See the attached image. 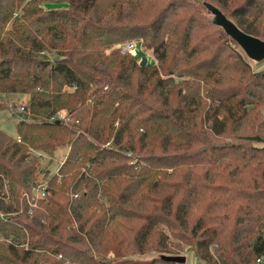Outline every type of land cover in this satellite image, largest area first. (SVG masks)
<instances>
[{"label": "trees", "instance_id": "1", "mask_svg": "<svg viewBox=\"0 0 264 264\" xmlns=\"http://www.w3.org/2000/svg\"><path fill=\"white\" fill-rule=\"evenodd\" d=\"M198 8L0 0V96L29 97L16 138L0 131V264H172L160 256L183 247L205 264L264 255V69ZM231 16L264 41V0ZM133 39L153 64L121 53ZM59 148L35 198L41 154ZM147 249L157 256L137 258Z\"/></svg>", "mask_w": 264, "mask_h": 264}, {"label": "rangeland", "instance_id": "2", "mask_svg": "<svg viewBox=\"0 0 264 264\" xmlns=\"http://www.w3.org/2000/svg\"><path fill=\"white\" fill-rule=\"evenodd\" d=\"M199 3L198 11H199V18L202 20L203 18H207L209 20H212V16L210 14H205L203 11H201V5L200 3L203 2H208V4H213L215 7L217 6L222 10L224 14L230 20L236 24L237 19L231 16V12L235 10L236 8L241 6V3L243 0H228V5L226 7H221L220 4L217 3L216 0H197ZM189 6L191 5V8L194 10V4L191 3L190 1H187ZM51 3V2H49ZM66 5L61 4V5H52V4H47L46 5V10H52V9H65ZM195 12V10H194ZM193 12V13H194ZM195 16H198L196 13L194 14ZM204 21V20H203ZM210 34H212L210 32ZM220 35V34H219ZM225 35V34H224ZM214 41V38H213ZM129 43H132L135 47L131 51V55L138 60V65L139 61L141 58L146 57L147 58V64H153L155 61V55H152L150 51L143 52L141 50L140 45L135 41L134 39L130 41ZM229 43L232 44V41ZM215 47V44H214ZM213 47V51L215 53L216 50ZM234 47V46H233ZM235 49L239 53L241 57L247 62L249 68L253 72H259L264 69V60L260 63H256L253 61H250L242 52V50L236 45ZM224 52L219 53L222 59L233 61L231 57L228 55V50L227 49H222ZM218 54V53H217ZM199 57L197 58V60ZM29 97L28 96H19V95H2L0 97V131L4 132L6 135H8L11 138H16V125L20 119H25L21 113H24L22 110V107L25 106V104L28 102ZM65 116V113H62L59 115V117ZM67 153V148H59L53 152L52 155H47V154H41V159L39 160L38 164V171L36 174V184L35 186H38L40 184H44L47 187V181L48 177L51 176L52 174H55L58 170V166L62 163L64 160V157ZM38 155V153H36ZM48 173V176L46 175ZM33 195V194H32ZM2 215L0 214V217ZM174 241V240H173ZM149 256H157L154 251L152 250H146L145 254L142 256H137L139 259H147ZM179 256L185 257V263L184 264H205L203 261H199L193 253H191L190 249L188 247H183L182 248V253ZM57 259H59L57 257ZM264 264V262L262 263Z\"/></svg>", "mask_w": 264, "mask_h": 264}, {"label": "water", "instance_id": "3", "mask_svg": "<svg viewBox=\"0 0 264 264\" xmlns=\"http://www.w3.org/2000/svg\"><path fill=\"white\" fill-rule=\"evenodd\" d=\"M204 7L212 16L214 24L219 26L224 33L237 44L250 61L260 63L264 60V41L243 32L235 23L228 19L213 5L204 3ZM146 65L147 58H141L139 61V67H145ZM160 260L172 264L185 263V257L183 256L162 255L160 256Z\"/></svg>", "mask_w": 264, "mask_h": 264}, {"label": "built area", "instance_id": "4", "mask_svg": "<svg viewBox=\"0 0 264 264\" xmlns=\"http://www.w3.org/2000/svg\"><path fill=\"white\" fill-rule=\"evenodd\" d=\"M134 47L135 46L132 43H126L121 47V53L122 54L130 53L131 54V51L134 49ZM16 140H17V142H20V140L18 138ZM46 188L47 187L44 184H40L38 186H34L31 190V193L33 194V196L35 198L41 199V198L45 197ZM74 198H77V196L75 195ZM263 262H264V255L261 258L256 260V264H262Z\"/></svg>", "mask_w": 264, "mask_h": 264}]
</instances>
